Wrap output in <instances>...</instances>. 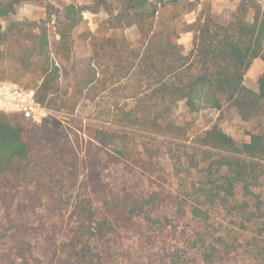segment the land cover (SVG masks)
I'll return each mask as SVG.
<instances>
[{
  "label": "trees",
  "instance_id": "trees-1",
  "mask_svg": "<svg viewBox=\"0 0 264 264\" xmlns=\"http://www.w3.org/2000/svg\"><path fill=\"white\" fill-rule=\"evenodd\" d=\"M41 1L0 0V20L14 17L24 4ZM157 5L164 3L120 0L118 9L109 11L112 28L130 23L137 29V40L89 36L90 55L77 62L60 98L59 70L50 62L45 26L11 21L0 33V82L21 86L33 72L38 80L21 87L34 90L36 100L49 110L72 115L82 100L95 102L115 93L117 85H131L130 125L86 134L85 194L67 202L59 213L58 222H53L58 232L35 246L24 227L14 232L20 264H99L98 247L121 234H144L162 220L169 223L164 214L168 210L190 218L189 244L198 264H229L242 242L264 264V133L251 134L238 144L214 124L190 139L187 126L172 118L179 103L191 112L199 106L216 111L228 107L244 122L264 115V69L256 91L244 84L254 60L264 65V7L259 0H240L224 25L206 3L192 23L179 25L157 24ZM194 7L191 4L187 12ZM80 21L74 5L64 7L59 45L68 59L71 32ZM183 33L192 35L187 55L178 43ZM110 109L113 106L109 117ZM135 127L154 137L137 140L130 132ZM67 139L66 126L56 118L33 123L21 115L0 113V184L10 176L25 178L35 152L65 145ZM163 161L170 163L176 190L150 185L117 191L103 179V172L115 163L132 176L162 179ZM220 214L233 224L234 233L220 230Z\"/></svg>",
  "mask_w": 264,
  "mask_h": 264
},
{
  "label": "rangeland",
  "instance_id": "rangeland-1",
  "mask_svg": "<svg viewBox=\"0 0 264 264\" xmlns=\"http://www.w3.org/2000/svg\"><path fill=\"white\" fill-rule=\"evenodd\" d=\"M120 0H42L39 4H24L17 14L7 20H0V33L7 30L11 21H32L45 26L48 36V54L50 62L59 70L58 95L64 96V90L73 77L75 65L84 57L90 55L89 36H124L128 41L135 42L138 38L137 29L130 23H116L112 28L109 11L119 7ZM157 2L158 0H149ZM164 3L158 6L157 24L177 23L187 25L192 23L200 11L211 5L214 19L227 24L232 18L240 0H159ZM193 4L194 10L187 12ZM264 7V0H259ZM74 5L81 14V21L71 32L73 45L70 58L64 57L60 48V34L63 31L64 7ZM252 15H249L251 19ZM191 34L180 35L178 43L187 55L191 49ZM264 65L259 60L251 64L244 80L246 87L256 91V80L262 73ZM7 72V71H6ZM37 79L33 72L20 81L21 86ZM131 85H117L115 93L102 95L95 102L82 100L72 115L64 114V110H51V118L61 120L68 131V139L59 147L45 152L37 151L33 156V166L25 178L10 176L0 184V264H20L15 252L12 236L18 228L28 231V241L33 246L41 244L42 240L57 233L53 222L59 220V213H64L67 202L74 197L83 196L85 189L83 181L88 171V156L86 141L88 130L96 128L124 127L130 125ZM110 109L111 116L107 115ZM173 120L179 125H186L188 136L196 134L217 124L227 135L238 144L247 142L251 134L264 133V115L250 122L239 119L233 109L225 107L221 111L206 109L199 106L196 111H189L183 103L173 110ZM113 123V124H112ZM113 128V127H112ZM132 137L139 141H148L153 134L143 132L138 128L130 130ZM171 141V140H170ZM65 148V152H64ZM107 157V156H105ZM162 179L154 176L151 180L135 177L128 173L125 166L110 164L103 172V179L112 188L118 190H140L141 187L152 185L160 190L164 188L176 190L177 181H173L170 163L163 161ZM51 188V189H50ZM169 223L162 220L161 224L149 225L144 234L130 233L115 237L114 241L98 247L99 264H198L190 248L189 239L193 224L190 218H179L173 210L164 212ZM233 224L226 221L220 214V230L227 229L231 233ZM252 236L251 234L249 235ZM263 242V241H262ZM261 245L264 246V243ZM196 260V261H195ZM229 264H259L249 253V246L242 242L238 251L233 254Z\"/></svg>",
  "mask_w": 264,
  "mask_h": 264
},
{
  "label": "built area",
  "instance_id": "built-area-1",
  "mask_svg": "<svg viewBox=\"0 0 264 264\" xmlns=\"http://www.w3.org/2000/svg\"><path fill=\"white\" fill-rule=\"evenodd\" d=\"M0 113L21 115L33 123L53 115L36 100L34 90L10 82H0Z\"/></svg>",
  "mask_w": 264,
  "mask_h": 264
}]
</instances>
